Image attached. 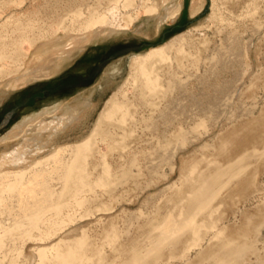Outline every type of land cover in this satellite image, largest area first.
<instances>
[{"label": "rangeland", "instance_id": "374dc122", "mask_svg": "<svg viewBox=\"0 0 264 264\" xmlns=\"http://www.w3.org/2000/svg\"><path fill=\"white\" fill-rule=\"evenodd\" d=\"M114 1L0 0V124L11 116L0 128V161L5 150H28L25 167L33 170L25 183L28 177L39 179L34 184L39 219L34 223L16 197L19 189L3 191L16 181L14 174L0 175V194L7 199L5 204L0 201L6 228L0 264H60L71 252L69 264H219L222 258L226 264H264V0H181L180 11L163 22V6L149 11L155 0H132L141 4L140 19L129 29L102 32L76 48L56 75L32 78L18 87L2 83L21 73L33 41L55 32L80 34L93 11ZM147 21L153 32L142 29ZM183 35L187 40L173 54L184 81L177 93L178 110L186 109L187 117L195 108V119L183 116L173 125H154L145 120L152 111L141 107L133 121L130 113L141 100L133 97L128 83L125 89L133 102L124 106L130 113L126 123L109 128L112 148L106 141L98 143L105 155L75 159L66 154L58 163L34 165L57 146L74 144L94 132L109 99L133 73L136 55ZM89 74L88 81L64 83ZM44 90L51 92L45 96ZM46 109L54 113L43 114ZM71 111L80 112L78 121L44 132L48 137L57 128L60 141L48 140L40 151L31 138L39 135V125L32 132L10 135L35 113L37 120L56 122ZM206 114L209 119L202 121ZM183 132L187 141L181 143ZM5 141L13 144L7 147ZM2 169L19 168L11 164ZM206 178L214 184L216 198L196 214L197 201L192 199ZM194 215V230L187 232L184 244L175 250L167 244L153 247L166 227L173 230ZM170 233L172 240L182 236ZM225 242L232 243L230 250H222ZM42 247L47 249L44 257Z\"/></svg>", "mask_w": 264, "mask_h": 264}, {"label": "bare ground", "instance_id": "6f19581e", "mask_svg": "<svg viewBox=\"0 0 264 264\" xmlns=\"http://www.w3.org/2000/svg\"><path fill=\"white\" fill-rule=\"evenodd\" d=\"M169 3L172 4L169 5ZM162 6L165 9L161 13V15H163L160 19L161 22L177 14L180 11L181 7H183V2L181 0H155L154 5L149 7V11H153L155 13L157 11H160ZM140 7L141 4H137V3L133 4L132 0H115L108 7H105L104 9L98 10L96 8L97 10L92 12L93 16L87 17L84 27L79 32L80 34L77 33L60 34L59 32H55L53 36L51 35L52 37H47V38L41 37L40 39L33 41L32 49L25 53L28 59L24 62L25 64L22 65L21 73L18 75L17 74L12 75L7 81L2 83L3 84L8 83L9 87H18L19 85H22L28 82L29 80H32V78L41 77V76L48 77L59 72L70 62L69 58L72 56L71 52L73 50L79 47L81 48L85 47L88 45L89 42L94 41L97 38H100L102 32L105 31L117 32L123 29H129L132 24H134L137 20L140 19V15L138 12L140 10L139 9ZM142 26H143L142 27L143 30L147 32H153V25L151 24V22L148 21L143 22ZM63 27L66 30H68L67 26L64 25ZM186 38L187 37H185V35L180 36L177 39H175L171 44L156 46L146 54L136 55L133 60V68H132L133 73L131 74L128 81H126L125 85L122 88H120V90L116 92L109 99L108 107L100 117V120L96 128L94 129V132L89 137L74 144L67 143L65 145L62 144L59 147L57 146L53 152H51L44 159L36 161V164L34 165L38 166L43 162L46 161L49 162L53 160L56 163H58L59 161L62 160V158L66 157V154L67 155L70 154L75 159L90 158V156H96L95 153L104 154L101 152V150H99L98 143L100 141H106L109 144V146L112 148L113 145L111 141H113L114 136L112 130H110L109 128L116 127L118 123L127 122V114L130 113V110L129 108H127V106L125 107L124 105L128 101L133 102L130 96V92H128L125 89V86H127L128 83H131L133 85V89H134L133 97L135 99L141 100L140 104L135 105L136 106L135 112L130 113V116L133 119V121L137 120L135 113H137L141 107H146V108L148 107V110L152 111L150 113L149 118H146L145 115L143 117H145V120L151 122L154 125H158L157 122L159 121H164V123L168 124L169 126V125H173L174 123L182 119L183 116L186 117L184 114L186 113L185 111L186 109L184 110V112H180L178 110L179 107L181 106L180 105L181 98L179 97V95H177V93H180V87H181L180 85L184 81L178 75L176 70L175 63H178V66H180V61L177 56V53L173 55L175 50L178 51L181 49V46L184 45V42L187 40ZM123 48L124 47H122V49ZM81 80L73 77L70 78L69 80H66L65 84L75 85L78 84L79 82L81 83L82 82ZM121 96L123 97L122 99ZM193 109L195 108H192L190 110L191 112L188 111L190 112V115L186 117L188 121L190 120L192 121V119H195L196 117V114L195 112H193ZM53 111L54 109L53 110L46 109L43 112V114L48 112L54 113ZM118 111L122 113L121 118L118 114ZM156 112H159L157 116L154 114ZM79 113L77 112L75 113L74 111L67 112L66 114L60 116L59 120L56 122L54 118L49 122L46 121V119L37 120V118H39V115L36 116L37 113H35V115L27 117L24 120V122L21 123L20 127L22 126V129L20 131L18 132L14 131L10 135L13 134L17 135L22 132H27V130L28 133L29 131L32 132L35 129V127L39 125L40 126L39 135L31 138H34V140L37 141L36 144L37 146H39V151H40L42 147L47 146L48 140L49 141L52 140L54 144L60 141V138L58 136L60 130L58 131L57 128H56V132L49 134L48 137H46V135H43L44 132L53 129L59 124H63L66 127L71 125L79 118L80 116ZM209 117L210 115L208 116V114H206L204 117H202V121L208 120ZM24 126L26 127L25 129ZM39 140H41L44 143V145H41L39 143L41 141ZM185 141H187L186 134H184L183 137L180 138L181 143L182 142L184 143ZM12 144H13L12 141L10 142L5 141V145L7 147L11 146ZM174 146L175 148L173 147L174 150L171 153L173 158H175V156L177 157L178 154L177 149H179L180 145L177 144ZM27 153L28 150L23 151L19 147L14 148L12 150H5L2 154V160L0 161V175L1 173L3 176L14 174V178L16 179V181L10 183L7 186L5 185L6 187L3 188V191L7 192L8 190L12 191L13 189L16 188L19 189L18 190L19 195L16 197L18 198L20 205L24 208L23 210L25 215L30 219V221L32 222L34 221V223H37L39 219L38 218L39 212L38 213L35 212L37 209L35 210L34 208H36L35 205L38 203L39 199L36 193L34 192L35 191L34 184H36V182H38L39 179L28 177L29 180L26 181L25 183L28 174L33 170L31 168L25 167V164L28 161H30V156H28ZM75 163H77V160H75ZM11 164L19 169L18 170L13 169L7 171H5V169H2L3 167ZM72 168L73 166L71 165L70 169L68 170L70 172L69 174L72 173L73 171ZM236 175L238 174H235L231 177H235ZM209 180L208 178H206L199 182L200 183L199 187L197 188L195 195L192 199L193 202L197 201L195 205L196 214L200 212L202 213V211L204 210L206 211V209L211 206V203L215 197L216 192L214 189V184L211 183ZM4 192L0 194V201H4L5 204V201L7 199H5L4 197ZM13 196L15 197V195ZM32 198H34L33 199L34 202L32 201ZM2 205L3 204L0 205V208ZM195 217L196 216L194 215L191 219L180 221L178 226L173 230L168 229L166 227L165 228L166 230L162 231L154 238V241L152 242L153 247L157 248L160 245L167 244V246L175 250L179 246V244H184L185 243L184 241L188 239L187 237L189 234H187V232L194 230ZM3 222L4 221L1 217L0 218V252L3 248L4 240H5L4 237L5 234L2 233L6 231ZM168 231L170 232L173 231V233L175 232L181 233L182 236H180L178 240L177 239L172 240L171 239L172 234L170 232L168 233ZM221 245H222L221 247L223 248L222 250H230L232 248V243L230 242H225ZM46 250L47 249L43 247L42 249H40L42 257L46 255L47 253ZM158 254H160V251ZM58 255L61 256L62 254L59 253ZM72 257H73L72 252L69 253L68 255L65 256L63 255L60 264H69V261L71 260ZM137 260L139 261L140 258H137ZM218 263L226 264L227 261L226 259L222 258L221 260H219Z\"/></svg>", "mask_w": 264, "mask_h": 264}, {"label": "flooded vegetation", "instance_id": "af4514ba", "mask_svg": "<svg viewBox=\"0 0 264 264\" xmlns=\"http://www.w3.org/2000/svg\"><path fill=\"white\" fill-rule=\"evenodd\" d=\"M76 78H78V79H80V80L82 79L81 81H82V82H85V81H88V80L91 79V75L89 74V75H84V76H82V78H81V77H76ZM65 82H66V81H65ZM65 82H64V83H65ZM67 83H68V82H67ZM65 87H66V86H64V88H65ZM59 90H61V89H59ZM50 92H51L50 90H47V91L44 90L43 93H42V95L44 94V95L46 96V95H48ZM21 106H22V104L19 105V108H20ZM17 108H18V107H17ZM15 111H16V110H15ZM8 116L11 117L10 115L7 114L6 117H8ZM8 120H9V119H8Z\"/></svg>", "mask_w": 264, "mask_h": 264}, {"label": "water", "instance_id": "95a60500", "mask_svg": "<svg viewBox=\"0 0 264 264\" xmlns=\"http://www.w3.org/2000/svg\"><path fill=\"white\" fill-rule=\"evenodd\" d=\"M144 44H146V43L138 44L136 46H127L128 48L126 50H131V49H135V48L137 49V48L142 47ZM118 52H120V51H118ZM8 118H10V117L9 116L5 117V120L0 124V128L5 126V124L7 123Z\"/></svg>", "mask_w": 264, "mask_h": 264}]
</instances>
